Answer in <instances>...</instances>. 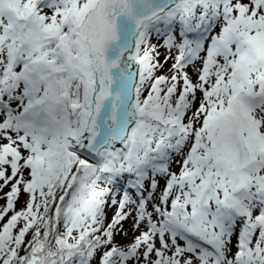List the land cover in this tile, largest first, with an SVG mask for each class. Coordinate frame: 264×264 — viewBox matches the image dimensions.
Listing matches in <instances>:
<instances>
[{
  "label": "snow or ice",
  "instance_id": "obj_1",
  "mask_svg": "<svg viewBox=\"0 0 264 264\" xmlns=\"http://www.w3.org/2000/svg\"><path fill=\"white\" fill-rule=\"evenodd\" d=\"M0 193V264H264V0H0Z\"/></svg>",
  "mask_w": 264,
  "mask_h": 264
},
{
  "label": "rangeland",
  "instance_id": "obj_2",
  "mask_svg": "<svg viewBox=\"0 0 264 264\" xmlns=\"http://www.w3.org/2000/svg\"><path fill=\"white\" fill-rule=\"evenodd\" d=\"M153 35H154V36H153V41H154V43L156 44V43L159 42L160 37H158L155 33H154ZM161 51H162V53H161V59H163L164 49L161 48ZM170 64H171V61H169V64H168V65H165V67H164V69H163V73H167V70H168V67L170 66ZM189 72H190V74H191V73L193 72V69L190 68V69H189ZM158 74H159V73H158ZM176 159H179V157H176ZM171 170H172V171H178V165L175 164V163H172V164H171ZM163 185H164V181H163V180H160V187L162 188ZM123 188H124V186H122V187L120 188V190H123ZM7 190H8V189H5L4 191L6 192ZM0 195H2V194L0 193ZM118 198H119V197H118ZM25 199H26V197H23V196L21 197L20 202L16 205L17 209H20V208L23 207V205H24V200H25ZM3 203H4V201H3V200H0V205H2ZM106 211L109 213V216H110V218H111V216L113 215L114 209H112V208H108V209H106ZM124 228H125V230H127V232H128V236H127V238H124V237H120V236H118V237L116 238V241H117L118 244H126V243H128V242L131 241L133 235L138 234V233H133L132 228H131V220L125 222V224H124Z\"/></svg>",
  "mask_w": 264,
  "mask_h": 264
},
{
  "label": "trees",
  "instance_id": "obj_3",
  "mask_svg": "<svg viewBox=\"0 0 264 264\" xmlns=\"http://www.w3.org/2000/svg\"><path fill=\"white\" fill-rule=\"evenodd\" d=\"M124 182H125L124 180H121L118 182V189L120 188V186H122L124 184ZM106 213H107L108 218L110 219L109 213L107 211H106ZM28 238L30 239V237H28Z\"/></svg>",
  "mask_w": 264,
  "mask_h": 264
}]
</instances>
